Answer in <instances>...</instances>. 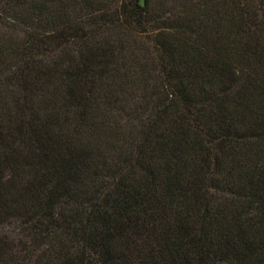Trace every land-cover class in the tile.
<instances>
[{"label": "trees", "instance_id": "obj_1", "mask_svg": "<svg viewBox=\"0 0 264 264\" xmlns=\"http://www.w3.org/2000/svg\"><path fill=\"white\" fill-rule=\"evenodd\" d=\"M0 264H264V0H0Z\"/></svg>", "mask_w": 264, "mask_h": 264}]
</instances>
